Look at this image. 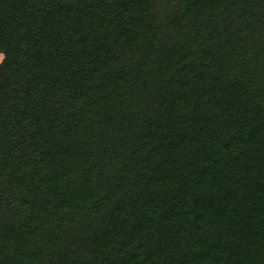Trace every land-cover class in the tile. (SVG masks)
Here are the masks:
<instances>
[{"label": "trees", "instance_id": "trees-1", "mask_svg": "<svg viewBox=\"0 0 264 264\" xmlns=\"http://www.w3.org/2000/svg\"><path fill=\"white\" fill-rule=\"evenodd\" d=\"M0 264H264V0H0Z\"/></svg>", "mask_w": 264, "mask_h": 264}, {"label": "rangeland", "instance_id": "rangeland-1", "mask_svg": "<svg viewBox=\"0 0 264 264\" xmlns=\"http://www.w3.org/2000/svg\"><path fill=\"white\" fill-rule=\"evenodd\" d=\"M3 58H4V54L0 52V63L2 62Z\"/></svg>", "mask_w": 264, "mask_h": 264}]
</instances>
